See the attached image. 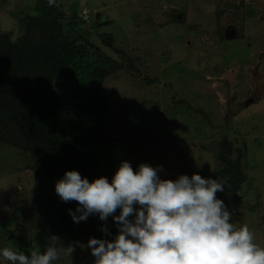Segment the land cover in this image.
<instances>
[{
    "label": "rangeland",
    "instance_id": "374dc122",
    "mask_svg": "<svg viewBox=\"0 0 264 264\" xmlns=\"http://www.w3.org/2000/svg\"><path fill=\"white\" fill-rule=\"evenodd\" d=\"M58 1L78 23L85 21L79 26L90 30L93 42L99 44L98 34L108 32L114 38V45L124 48L133 62L127 60L124 69L109 75L102 85L103 94L113 100L110 111L84 120L85 123L107 124L101 139L89 146L97 158L92 179L105 176L111 182L122 161H128L134 170L142 163L157 167L161 179L174 180L186 172H191L188 173L190 176L198 173L204 178L216 177L224 185V190L216 195L232 213V222L237 227L248 224L255 232L256 242L264 246V97L241 109L235 117L229 115L222 119L221 107L226 98L218 92L222 89L221 80L231 82L230 65L240 63L243 66L255 61L264 32V21L261 24L257 17L264 13V5L261 8L257 3L246 2L242 7H233L225 0ZM32 2L34 0H0L1 28L17 33L18 20L13 14L19 17V11H26ZM167 3L177 6L184 12V17L166 20L162 10L166 9ZM83 8L88 10V17L80 14ZM222 11H227L228 16L232 13L234 19L244 17L245 24L243 28L241 22L236 24L237 32H243L240 36L237 34V39H226L221 44L223 38L218 19ZM255 20L259 23L255 24ZM96 23L102 25L97 27ZM69 24L74 25L71 21ZM185 38L192 42L189 49L187 42H183ZM205 38L214 41L211 45L215 52L212 54L209 50L207 56L199 53L206 47ZM102 47L121 61L116 53ZM221 48H224L223 52ZM262 59L264 61V56ZM221 73L224 74L222 78L219 77ZM246 80L247 75L241 73L233 85L240 87L239 99L249 91ZM76 83L70 75L59 76L54 81L66 105L78 93ZM216 100L220 115L212 104ZM191 108L193 113L188 111ZM77 115L71 118L75 122ZM228 118L231 127H226ZM256 136L259 139L253 141ZM223 140L239 148L246 162L248 148L254 147L262 155L255 168L248 170L245 165L242 170L247 172L245 179L249 183L246 181L247 186L238 191L241 195L239 204L227 193L226 178L213 172L215 168L220 169L219 151L211 155L208 143L213 141L212 147L218 150V142ZM230 155L234 157L235 153ZM30 165L28 154L0 142V249L9 244L18 250L19 244L15 240L19 232H23V236L27 231L37 229L33 228L37 227L34 226L35 218H31L25 221L24 228L18 225L19 232L13 231L14 226L25 219V213L17 208H28L26 198L33 185ZM158 166H162V170ZM14 209L15 217H11ZM119 213L118 208L114 215ZM129 219L134 220V214ZM9 230L15 233L12 241ZM24 236L27 237V254L43 243L39 234ZM48 245L60 249L67 247L56 241H50ZM72 246L75 251L71 257L62 256L56 264H94L95 257L88 245ZM0 264L9 262L0 256Z\"/></svg>",
    "mask_w": 264,
    "mask_h": 264
},
{
    "label": "trees",
    "instance_id": "16d2710c",
    "mask_svg": "<svg viewBox=\"0 0 264 264\" xmlns=\"http://www.w3.org/2000/svg\"><path fill=\"white\" fill-rule=\"evenodd\" d=\"M19 12V17L13 14L18 20L17 33L4 30L0 23V142L30 156L33 185L26 198L28 208H17L25 213V219L13 231L19 232L18 225L24 228L27 219L35 218L37 227L33 228L37 229L24 235H41L43 243L38 248L42 252L50 241L60 246L88 245L92 237L112 241L119 232L113 216L101 220L98 214H90L86 220L74 222L69 210L76 212L78 202L62 201L55 184L68 170L93 180L97 158L89 146L101 139L107 124L84 120L110 111L113 100L103 94L102 85L109 75L124 69L127 60L133 62L124 48L114 45L110 33H99V44L93 42L90 30L79 26L85 21L78 23L58 0L52 6L48 0H34L26 11ZM70 21L73 26L68 25ZM101 25L96 23L97 27ZM102 46L116 53L121 61ZM62 75L77 80L78 93L69 105L54 86L55 79ZM75 115L76 122L71 119ZM230 144L223 140L219 146L220 170L231 163L239 169L242 152L236 147L231 150ZM231 153L235 156L231 157ZM226 174L233 179L232 187L244 177L236 170ZM15 213L16 209L11 217ZM11 231L12 241L15 233ZM22 233L16 237L23 245L18 250L27 254V237Z\"/></svg>",
    "mask_w": 264,
    "mask_h": 264
},
{
    "label": "clouds",
    "instance_id": "9594fccd",
    "mask_svg": "<svg viewBox=\"0 0 264 264\" xmlns=\"http://www.w3.org/2000/svg\"><path fill=\"white\" fill-rule=\"evenodd\" d=\"M223 190L222 183L198 173L161 179L157 167L142 163L134 170L128 161L121 162L111 182L105 176L90 182L68 170L55 184L62 201L78 202L76 212L69 210L74 222L90 214L101 220L112 215L119 226L112 241L89 239L94 264H264V246L248 224L232 222V213L216 195ZM74 251L72 245H50L25 254L8 246L0 256L10 264H56Z\"/></svg>",
    "mask_w": 264,
    "mask_h": 264
},
{
    "label": "flooded vegetation",
    "instance_id": "af4514ba",
    "mask_svg": "<svg viewBox=\"0 0 264 264\" xmlns=\"http://www.w3.org/2000/svg\"><path fill=\"white\" fill-rule=\"evenodd\" d=\"M225 1H227L233 7H242V6L245 5L246 2H252L254 4L257 3V5L260 6V7H261L262 4L264 5V0H225ZM172 7H174V8H172ZM178 9L179 8L177 6H174V5L170 6V5L166 4V9L165 10L167 12L164 10V8L162 10L164 18L166 20L175 21V19H176L175 17H176L177 12L181 13L182 14V18H183L184 17V12H181V11H179L180 9L179 10ZM221 13H222V15H220L221 18L218 19V23H219L220 31L222 33L221 36L223 38V40L221 41V44H222L224 41H226V38H225V35H224V30L227 27L231 28V26L233 24L234 29H235V33H234L233 39L235 40V39H237L236 38L237 34H239V36H240L243 33L242 31H241V33L237 32V25L236 24L241 22L242 23L241 28H243L244 24H245V20H244V17H241V18H238V19L237 18L234 19L232 13H230L231 16H228L227 11H222ZM262 15H263V17H262ZM262 15L257 17L261 24L264 21V13ZM258 20H255V24L259 23ZM204 40L207 43L206 47H204L201 51H199V53L201 55H203V56H207L206 54L208 53V51L210 50V52H212V49L214 48L211 45L214 41L213 40L209 41L210 39L206 40V38ZM183 42L184 43L187 42V45H188L187 48L188 49L192 45L191 40H189L188 38L183 39ZM260 43H261L260 46L257 47L258 55L256 56L255 61L247 62L243 66H241L240 63L235 64V66L229 64L230 65L229 66V71H230L229 74L232 75V77L230 79L231 82H228L226 80H221L222 89H221V91H218V92H220L222 94V96H225V98H226V99L224 98L225 100H223V103H222L223 106L221 107V111L224 114L223 116H221L222 114L220 113V110L218 108L217 100L212 102L214 107H216L215 110L218 111L219 115L221 114L220 117L222 119L226 118L229 115L235 117L241 109H243L244 107H248L250 104L259 102L262 99V97H264V61L262 59L263 56H264V32H262V38L260 40ZM221 50L223 52L224 48H221ZM214 52H215V50L212 52V54ZM215 55H221V54H215ZM210 56H212V55H210ZM214 63L216 65H218L217 62H214ZM241 73H242V75H247L246 82H247V85H249L250 88H249V91L246 94V96H244L241 99H239V89H240V87H233V85H236L235 84L236 78ZM221 74H222V76H219L220 78H222L223 75H224L223 73H221ZM214 78L217 79L218 77H216L214 75ZM211 81H212V79H211ZM182 101H184V100H182ZM192 109L193 108H191L188 111L193 113ZM228 110H229V112H227ZM226 121H227L226 127H228V126L231 127V123L229 122V118H228V120L226 119ZM168 122H166L165 124H167ZM175 125L178 126L179 125L178 122H175ZM256 139L258 140L259 137L256 136L253 139V141H256ZM189 140L192 141V142L194 141V140H191V139H189ZM212 143H213V141H210L208 143L211 155L213 153H215V151H216V154H217L219 150H217V149L215 150L212 147V145H213ZM219 143L221 144V141L218 142V144ZM256 143H254V145H256ZM234 148L235 147H231V150L234 149ZM241 154L242 155L239 158V163H240L239 169H235L234 168V163H231L230 167L226 168L225 170H222V169L220 170V169H216V168L213 170V172H215L216 176H218L220 178L221 177L226 178V181H227L226 188H229L228 189L229 191H231V192H235L236 191L237 192L236 194H232V193L230 194L229 191H227V193L231 197V200H233L237 204H239L240 201L239 202L236 201L235 198L238 197V196H241L240 193H238V191L240 192L241 188H243L244 186H247V185H245L246 181L249 183V180L245 179V176H246L247 172H243L242 170L245 168V165H246V169H248V170L251 169L252 170L253 168H255L259 164L260 158L262 157L261 154L256 152V149L254 147L251 148V149L248 148V150H247V155L249 156L248 159H247V162L245 161L244 153L242 152ZM234 170H236L237 172H241L242 175L244 176V177H241V181L235 182V186L236 187H232L233 179L229 175L226 174L227 172H234ZM188 173L189 172H186L185 175H188L189 177H191L189 175L191 172L189 174ZM213 179H216V177L213 178Z\"/></svg>",
    "mask_w": 264,
    "mask_h": 264
},
{
    "label": "water",
    "instance_id": "95a60500",
    "mask_svg": "<svg viewBox=\"0 0 264 264\" xmlns=\"http://www.w3.org/2000/svg\"><path fill=\"white\" fill-rule=\"evenodd\" d=\"M175 18H176V19H180V18H182V14L177 12ZM234 33H235V29H234L233 24H232L231 28L227 27V28L224 30V35H225V38H226V39H231V38H233Z\"/></svg>",
    "mask_w": 264,
    "mask_h": 264
},
{
    "label": "built area",
    "instance_id": "2783aa9c",
    "mask_svg": "<svg viewBox=\"0 0 264 264\" xmlns=\"http://www.w3.org/2000/svg\"><path fill=\"white\" fill-rule=\"evenodd\" d=\"M81 13H82L83 17H88V11H87V9H83L81 11Z\"/></svg>",
    "mask_w": 264,
    "mask_h": 264
},
{
    "label": "crops",
    "instance_id": "0c3cea01",
    "mask_svg": "<svg viewBox=\"0 0 264 264\" xmlns=\"http://www.w3.org/2000/svg\"><path fill=\"white\" fill-rule=\"evenodd\" d=\"M13 239H15V238H13ZM13 239H12V240H13ZM15 241H16V244H17V245L19 244V247H20L21 242H19V239L17 238ZM5 246L8 247L9 244H5ZM11 246H12V245H11Z\"/></svg>",
    "mask_w": 264,
    "mask_h": 264
}]
</instances>
